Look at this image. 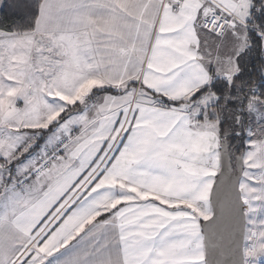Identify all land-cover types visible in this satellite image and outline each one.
I'll return each instance as SVG.
<instances>
[{"label": "snow or ice", "instance_id": "1", "mask_svg": "<svg viewBox=\"0 0 264 264\" xmlns=\"http://www.w3.org/2000/svg\"><path fill=\"white\" fill-rule=\"evenodd\" d=\"M0 264H264V0H0Z\"/></svg>", "mask_w": 264, "mask_h": 264}]
</instances>
